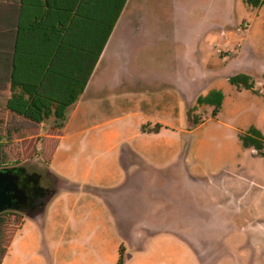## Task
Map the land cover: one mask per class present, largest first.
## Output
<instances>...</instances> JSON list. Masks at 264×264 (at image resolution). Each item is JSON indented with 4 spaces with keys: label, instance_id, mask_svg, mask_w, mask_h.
Wrapping results in <instances>:
<instances>
[{
    "label": "crops",
    "instance_id": "crops-1",
    "mask_svg": "<svg viewBox=\"0 0 264 264\" xmlns=\"http://www.w3.org/2000/svg\"><path fill=\"white\" fill-rule=\"evenodd\" d=\"M139 4L126 0L120 12L119 0H0V165L35 153L39 143L38 157L66 181L41 212L25 214L8 239L0 219V264H24L31 248L40 246L33 220L42 226L43 261L69 264L70 246L97 233L106 205L123 226L135 199L161 205L174 198L172 186L149 183L140 169L167 152L165 130L172 124L161 113L182 101L185 68L167 71L168 36L161 25H139L151 15L136 11ZM249 47L255 57L242 72L264 84V55ZM13 71L16 81L44 88L54 101L79 94L64 127L45 129L44 121L7 106ZM140 81L148 86L138 89ZM153 120L163 124L159 131L142 130ZM90 255L97 264L96 253Z\"/></svg>",
    "mask_w": 264,
    "mask_h": 264
},
{
    "label": "rangeland",
    "instance_id": "rangeland-1",
    "mask_svg": "<svg viewBox=\"0 0 264 264\" xmlns=\"http://www.w3.org/2000/svg\"><path fill=\"white\" fill-rule=\"evenodd\" d=\"M138 1L136 11L151 14L139 25H161L168 36L167 71L185 68L182 101L161 113L172 124L165 130L171 138L167 152L140 169L149 183L172 186L174 198L161 205L135 199L129 206L130 222L123 226L106 205L97 233L70 246L69 264H95L90 252L96 253L97 264H119L122 245L123 264H264V147L257 151L241 138L252 126L264 137V94L259 91L264 84L256 79L254 87L238 88L229 79L253 64L249 46L264 55V2ZM140 59L143 63L144 53ZM147 83L140 81L138 89ZM213 88L224 92L217 112L214 103L198 100ZM158 123L153 120L150 126ZM8 146L13 152L17 145ZM38 151L36 143L35 153L10 158L0 168L25 165L46 174ZM25 214L15 208L0 214L6 239ZM30 217L26 219L32 221ZM33 221L44 243L41 223ZM42 243L31 248L24 264H48L41 258Z\"/></svg>",
    "mask_w": 264,
    "mask_h": 264
},
{
    "label": "trees",
    "instance_id": "trees-1",
    "mask_svg": "<svg viewBox=\"0 0 264 264\" xmlns=\"http://www.w3.org/2000/svg\"><path fill=\"white\" fill-rule=\"evenodd\" d=\"M253 4H260L264 0H248ZM126 0H119V10L122 11L125 6ZM115 20V18H114ZM231 82L237 85L238 88H252L255 84V79L252 75L246 72H238L229 76ZM19 82L22 86H17ZM83 88V85H82ZM12 95L7 101V106L16 110L22 114L28 115L32 118L42 120L45 122V126L53 124L58 128L64 127L68 120V107L77 100L79 94H74L66 99L60 101H54L44 93V88H32L29 83H23L16 81V74L13 71L12 75ZM224 99V92L221 89L213 88L206 94L198 96L200 102H211L215 104V112H217L222 106ZM162 124L158 123L154 127L150 126V122L142 125V130L157 132L160 130ZM241 138L245 145H252L257 151H261L264 147V137L260 129L255 126L250 128L248 133L241 134ZM46 176L51 179V189L48 195H51L60 186L66 184V181L50 170H46ZM46 200L39 207V212L44 208ZM9 209H5L0 212L4 213ZM38 212V213H39ZM37 213V214H38ZM124 247H120L119 264H123Z\"/></svg>",
    "mask_w": 264,
    "mask_h": 264
},
{
    "label": "flooded vegetation",
    "instance_id": "flooded-vegetation-1",
    "mask_svg": "<svg viewBox=\"0 0 264 264\" xmlns=\"http://www.w3.org/2000/svg\"><path fill=\"white\" fill-rule=\"evenodd\" d=\"M10 170L7 174V186L2 187L0 191V205L8 204L5 209L15 208L26 212V209H36L46 200L45 197L51 189V179L46 174L41 173L37 169L29 168L25 165L7 166ZM24 168V170L22 169ZM22 173V178L30 183V191L25 195L23 191L14 187L18 181V174ZM44 179L47 181L45 182ZM3 209V210H5ZM3 210H0L3 211Z\"/></svg>",
    "mask_w": 264,
    "mask_h": 264
},
{
    "label": "water",
    "instance_id": "water-1",
    "mask_svg": "<svg viewBox=\"0 0 264 264\" xmlns=\"http://www.w3.org/2000/svg\"><path fill=\"white\" fill-rule=\"evenodd\" d=\"M24 170V168H22ZM8 171H13L12 168H9L8 167H2L0 168V191H1V188L4 186L6 187L7 186V183H6V180H7V174L9 173ZM19 176V179L18 181L15 183L14 187H16L17 189L21 190L24 192L25 195H28L29 191H30V183L28 180H25L22 178V173L18 174ZM51 195H47L45 197V199L47 200ZM10 205L8 204H3V205H0V210H3L7 207H9ZM39 212V208H36V209H26V214L27 215H31V216H34L35 214H37Z\"/></svg>",
    "mask_w": 264,
    "mask_h": 264
},
{
    "label": "built area",
    "instance_id": "built-area-1",
    "mask_svg": "<svg viewBox=\"0 0 264 264\" xmlns=\"http://www.w3.org/2000/svg\"><path fill=\"white\" fill-rule=\"evenodd\" d=\"M259 91H260L262 94H264V86H261L260 89H259Z\"/></svg>",
    "mask_w": 264,
    "mask_h": 264
}]
</instances>
